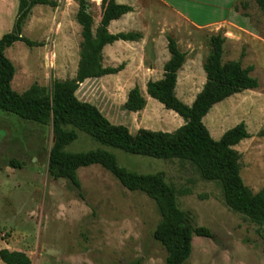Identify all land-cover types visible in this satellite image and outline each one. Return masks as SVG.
<instances>
[{"label":"rangeland","instance_id":"obj_1","mask_svg":"<svg viewBox=\"0 0 264 264\" xmlns=\"http://www.w3.org/2000/svg\"><path fill=\"white\" fill-rule=\"evenodd\" d=\"M55 1L56 8L35 6L23 28V36L39 46L28 48L16 42L5 50L16 69L11 86L18 93L33 83L49 87L53 78L76 74L81 42L76 13L71 0ZM98 1H92L94 15ZM169 1L178 2L183 10L188 8L190 17L198 22H217L233 12L230 23L219 30L226 37L222 61L240 60L243 68L252 67L250 76L258 87L214 105L203 123L214 140L245 123L250 137L234 149L240 154L243 183L257 193L264 188V16L253 0H227L225 4L219 0ZM16 12L17 0H0V37L11 30ZM178 26L181 47L189 48L195 57H189L196 68L194 88L185 91V75L178 87V95L189 102L200 90L201 71L204 73L200 66L210 51L209 38L183 23ZM182 30L190 31L195 43L187 44ZM132 76L86 80L76 96L95 106L112 126L124 127L132 135L143 131L176 134L184 120L153 99L141 111L125 110L127 80ZM144 76L134 75L139 82ZM78 135L68 150L100 147L86 135ZM52 141L49 125L0 110V249L21 251L31 264H163L166 252L152 236L161 221L154 200L141 191H128L98 165L78 169L79 190L65 179H52L47 173ZM106 149L121 167L139 174L162 173L178 191L179 208L194 226L211 232V238L193 237L191 255L184 264H264L258 226L226 206L218 182L202 179L188 162ZM10 159H16L20 168L8 166Z\"/></svg>","mask_w":264,"mask_h":264},{"label":"trees","instance_id":"obj_2","mask_svg":"<svg viewBox=\"0 0 264 264\" xmlns=\"http://www.w3.org/2000/svg\"><path fill=\"white\" fill-rule=\"evenodd\" d=\"M93 1V0H92ZM264 16V0H253ZM75 18L81 27L79 61L73 78L51 80L49 87L33 83L22 93L12 89L16 69L6 57L5 50L16 42L28 48L40 44L23 36V28L35 6H58L55 0H17V12L9 32L0 37V110L40 125H49L53 141L48 153L47 173L54 180L65 179L80 189L77 171L98 165L109 172L128 191H141L154 200L161 214V221L152 236L165 250L163 264H184L192 251L193 237L211 238V232L202 226H194L188 214L179 208L178 191L166 182L162 173L139 174L119 166L116 156L109 149L120 150L132 156L160 160H178L194 166L201 178L218 182L224 203L232 211L242 214L258 226L264 254V188L252 193L240 176V154L234 149L242 140L250 137L244 122L226 130L214 140L203 123L211 108L223 100L246 90L258 87V81L250 76L252 67L243 68L240 60L223 63V47L226 37L221 31L209 38L210 51L202 69L205 83L191 105L182 102L175 93L179 70L186 61L174 38L167 36L169 60L163 66V77L146 83L147 95L164 109L184 120V125L174 135L143 131L132 135L126 128L112 126L95 107L82 103L76 96L79 85L89 79L115 75L124 68L103 66V48L115 41L138 42L140 32L111 34V21L133 11L116 0L104 1L99 23L88 12L87 0H77ZM93 8V7H92ZM94 14L93 9L91 10ZM147 101L135 85L127 93L124 104L129 112L141 111ZM79 133L100 145L87 151L68 150L79 138ZM7 165L20 168L16 159ZM0 261L4 264H31L21 251L0 249Z\"/></svg>","mask_w":264,"mask_h":264},{"label":"crops","instance_id":"obj_3","mask_svg":"<svg viewBox=\"0 0 264 264\" xmlns=\"http://www.w3.org/2000/svg\"><path fill=\"white\" fill-rule=\"evenodd\" d=\"M104 1L106 0L98 1L99 4H97L96 6L97 13L94 15L91 11L93 7V2L92 0H87L88 12L95 21L94 29L99 23V18L104 8ZM181 1L187 3L194 0ZM219 1H222L225 4L227 0ZM71 2L73 3L74 12L76 13L78 10V2L77 0H71ZM116 2L118 4L131 6L133 8V11L121 16L117 20L111 21L108 26L109 33L117 34L120 32L134 31L142 33L143 37L138 42L119 40L115 41L112 44L106 45L103 48L102 52L103 66L115 68L121 64H124V68L120 72L115 75L109 76H116L120 74L133 75L130 80H127L129 81V85H127L126 87V97L128 91L132 89L135 85H137L140 88L141 93L143 94L147 102L150 101L151 98L146 93V83L149 80L155 81L163 77V66L169 60L170 57L166 48L167 36L174 38L177 42L179 49L182 52L186 53L185 63L190 64L191 59L195 58L189 48L186 47L185 49L181 47V39L178 35V24L183 23L187 25L190 29L196 30L198 33L210 38L211 35L216 34L219 30L225 29V27L230 23L228 20L233 13L232 12L231 15H229V17L227 18L216 20L217 22H198L194 18L190 17L189 12L187 11L188 8H185L186 10H183L182 5L178 4V2H170L169 0H116ZM207 3L208 6L215 7L212 4L213 2ZM211 27H213V31L208 30ZM79 28L78 29L81 32V27L79 26ZM180 32H182L181 34H184V41L187 42V44L191 43L192 45L193 43H195L193 34L190 31L182 30ZM203 62L204 61H202V64ZM202 64L200 66V70L202 68ZM189 66L190 67H185L184 64L179 70L175 89L176 96L187 105L192 104L196 94L202 89V86L205 83V74L201 71L200 90L194 96L190 97L189 102L185 100V96L184 98H182L178 95V87L180 84L179 82L181 76L183 75H185L186 79L188 80L185 84V91L194 88L193 76L196 68H194V65L192 64H190ZM136 74L145 75L143 82H139L138 79L135 80L136 77H134V75ZM122 86L123 85H121V87ZM185 95H189V93H185Z\"/></svg>","mask_w":264,"mask_h":264}]
</instances>
